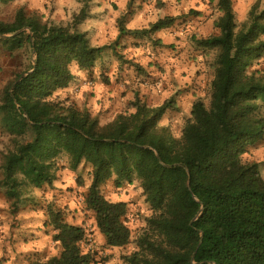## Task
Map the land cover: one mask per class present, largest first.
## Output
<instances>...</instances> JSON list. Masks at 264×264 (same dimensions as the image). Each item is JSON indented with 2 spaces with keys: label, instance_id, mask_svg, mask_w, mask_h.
Returning a JSON list of instances; mask_svg holds the SVG:
<instances>
[{
  "label": "trees",
  "instance_id": "trees-1",
  "mask_svg": "<svg viewBox=\"0 0 264 264\" xmlns=\"http://www.w3.org/2000/svg\"><path fill=\"white\" fill-rule=\"evenodd\" d=\"M217 9L218 34L196 40L219 50L210 103L193 104L178 138L161 125L174 99L151 107L136 97L128 106L133 112L101 125L85 107L53 98L73 80V64L89 70L108 49L91 46L77 29L87 11L68 26L22 9L12 22H0V43L25 55L0 93V122L14 142L1 166L8 196L17 202L24 185L51 186L66 156L74 171L91 167L85 205L110 248L127 246L132 235L127 204L106 199L101 186L140 182L152 215L125 264H264V177L258 163L243 158L264 138V73L249 72L264 57V3L252 6L241 27L232 0H218ZM174 21L132 31L120 20L119 38H152ZM48 220L61 252L29 264L95 261L81 247L82 226L52 208Z\"/></svg>",
  "mask_w": 264,
  "mask_h": 264
},
{
  "label": "rangeland",
  "instance_id": "rangeland-1",
  "mask_svg": "<svg viewBox=\"0 0 264 264\" xmlns=\"http://www.w3.org/2000/svg\"><path fill=\"white\" fill-rule=\"evenodd\" d=\"M258 1L264 3V0H250L248 8ZM105 2L13 0L0 4V22H12L22 9L28 14L37 13L44 22L68 26L74 23L82 10L88 11L94 19H87L77 29L87 34L91 46H107L108 49L89 70L82 71L73 64V80L67 88L58 90L53 98L60 97L67 104L85 107L101 125L109 123L118 114L133 112L128 110V106L136 97L151 107L174 99L175 107L168 110L161 125L175 137H180L186 121L191 117L193 104L196 101L210 103L219 50L204 49L197 45L196 40L218 33L215 21L220 13L215 12L212 0L209 4L201 1L195 6L192 0L190 5L186 1V6L176 5L179 0ZM169 3L181 12L183 18L180 24L152 38L118 37L116 41L119 31L117 20L131 6L135 15L128 17L127 27L135 26L131 24L135 20L136 25L145 28L150 21L166 16ZM202 7L205 11H199ZM210 10L213 12L210 13ZM248 14L242 4H237L238 27L248 19ZM10 48V45L0 43V93L12 75L25 64V55L12 52ZM249 72L264 73V57L255 62ZM13 147V137L0 122V264L44 262L60 254L61 247L53 240L54 231L46 225L50 208L63 211L68 223L85 229L81 247L85 253L93 254L95 261L91 264H125L124 257L136 251V239L152 215L140 182L134 179L118 187L111 180L101 186V193L106 199L127 204L126 220L132 235L127 246L110 248L97 227L94 213L88 211L85 205L91 184V167L82 164L74 171L69 167L67 157L62 156L59 160L62 167L51 186L37 189L24 185L20 199L15 202L3 185L1 169L5 154ZM243 158L248 162L260 161L264 177V138L249 147Z\"/></svg>",
  "mask_w": 264,
  "mask_h": 264
},
{
  "label": "crops",
  "instance_id": "crops-1",
  "mask_svg": "<svg viewBox=\"0 0 264 264\" xmlns=\"http://www.w3.org/2000/svg\"><path fill=\"white\" fill-rule=\"evenodd\" d=\"M91 1H93V0H91ZM101 1V0H100ZM104 2H105V0H103ZM130 1H132V0H130ZM177 1V0H176ZM186 1L188 2V5H190L191 4V0H179V2L176 4V5H183V6H186ZM201 1H203V2H207L208 4L210 3V0H192V4H193V6H195L197 3H200ZM213 2H212V4H213V6H214V8H215V12H218V13H220L219 11H218V9H217V2H218V0H212ZM249 1L250 0H232V5H233V9H234V13H235V19H236V6H237V4H238V6L239 5H241L242 4V6L245 8V9H247V13L248 12H250V10H251V8L249 7L248 8V6H249ZM247 3V4H246ZM105 5H106V2H105ZM128 5H130V3L128 4ZM173 5L172 4H168V9H166V11H165V17H171V18H174L175 19V21H174V23H173V25L172 26H170V27H168V28H166V29H169V28H172L175 24L176 25H178V24H180V21H181V19L183 18L182 17V15H181V12L180 11H178L177 9H176V6L174 5L173 7H172ZM204 6V5H203ZM181 7H179V9H180ZM250 9V10H249ZM199 11H205V8L204 7H202V8H199ZM211 12H213V11H211L210 10V13ZM87 13V17H86V19L84 20V21H86L87 19H94V15H89V13H88V11L86 12ZM193 13V12H192ZM209 13V14H210ZM193 14H198V12H194ZM133 15H135L134 14V11H133V9H132V6L129 8V11L124 15H122V16H120L119 18H118V20H117V22L119 23L120 22V20H122L123 22H124V26H125V29L126 30H132V31H135V30H142V29H145V28H148L150 25H152V24H154V23H156L159 19H162V18H165L164 16L162 17V18H159V19H156V20H154V21H150L149 22V24L150 25H148L147 27H145V28H140L138 25H136L135 24V20H133L132 21V23L131 24H134L135 26H128L127 27V20H128V17L129 16H133ZM179 15H181V16H179ZM221 15V14H220ZM190 17V16H189ZM130 20V19H129ZM84 21H82V23L84 22ZM81 23V24H82ZM80 24V25H81ZM118 28H119V26H118ZM119 30V29H118ZM163 30H165V29H163ZM162 30V31H163ZM218 31V30H217ZM161 32V31H160ZM84 33V32H83ZM118 34H117V38H116V41H117V39H118V37H119V31L117 32ZM159 33V32H158ZM86 34V33H85ZM218 34V33H217ZM86 36H87V34H86ZM126 37H131V38H134V37H132V36H124V37H122V38H126ZM88 38V37H87ZM134 39H137V38H134ZM89 40V39H88ZM101 47V46H100ZM255 162V161H254ZM256 163H258L259 164V166H261V168H263V165L262 164H260L261 162L260 161H256ZM263 173V172H262Z\"/></svg>",
  "mask_w": 264,
  "mask_h": 264
}]
</instances>
